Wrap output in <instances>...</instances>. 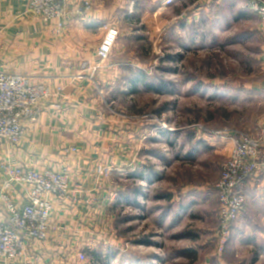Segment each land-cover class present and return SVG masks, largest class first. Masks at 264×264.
Listing matches in <instances>:
<instances>
[{"label": "rangeland", "instance_id": "374dc122", "mask_svg": "<svg viewBox=\"0 0 264 264\" xmlns=\"http://www.w3.org/2000/svg\"><path fill=\"white\" fill-rule=\"evenodd\" d=\"M135 6V51L145 66L130 71L134 81H116L108 111L125 117L151 150L138 166L117 173L111 202L117 243L97 248L98 259L89 253L80 260L264 264V204L252 203L248 212L246 205L224 230L217 193L237 141L264 132V21L246 0H136ZM121 25L119 44L132 31L128 22Z\"/></svg>", "mask_w": 264, "mask_h": 264}, {"label": "crops", "instance_id": "0c3cea01", "mask_svg": "<svg viewBox=\"0 0 264 264\" xmlns=\"http://www.w3.org/2000/svg\"><path fill=\"white\" fill-rule=\"evenodd\" d=\"M135 1L73 0L59 28L58 20L29 12L26 0H0V72L27 74L52 91L40 105L37 121L26 125L19 145L0 139V190L8 165L65 171L72 179L68 196H48L53 204L49 238L29 243L20 260L0 259V264H84L80 259L90 251L117 243L111 204L118 191L115 180L151 150L125 117L108 111L116 81H134L130 71L145 66L135 51L132 24L140 16ZM148 15L145 11L141 21ZM125 22L132 26L131 33L102 61L97 50L106 26ZM221 143L232 146L224 139ZM263 190L264 177L246 183L247 212L252 203L264 204ZM12 194L19 205L26 202L22 186ZM0 217L8 221L2 203Z\"/></svg>", "mask_w": 264, "mask_h": 264}, {"label": "built area", "instance_id": "2783aa9c", "mask_svg": "<svg viewBox=\"0 0 264 264\" xmlns=\"http://www.w3.org/2000/svg\"><path fill=\"white\" fill-rule=\"evenodd\" d=\"M29 12L45 20H58L59 28L68 14L73 0H26ZM250 9L264 21V0H246ZM86 9L90 3H85ZM119 29L106 26L97 54L107 61L118 43ZM52 95L51 88L23 73L0 72V139L19 145L25 135L26 124L36 122L42 103ZM8 178L1 185L0 203L8 214V221L0 217V258L19 260L29 243L45 241L52 229L53 204L48 196L63 198L71 192V175L65 171L25 167H6ZM264 177V132L247 135L237 141L225 164L217 193L222 228L228 230L246 207L244 187L247 182ZM16 186L27 191L23 205L13 197ZM264 196V190L262 191Z\"/></svg>", "mask_w": 264, "mask_h": 264}, {"label": "trees", "instance_id": "16d2710c", "mask_svg": "<svg viewBox=\"0 0 264 264\" xmlns=\"http://www.w3.org/2000/svg\"><path fill=\"white\" fill-rule=\"evenodd\" d=\"M155 175H156V173H154ZM153 179H154V181L156 180L157 181V177L155 176H153ZM148 180H152V175L151 176H149L148 177ZM99 253L100 252H98L97 250H94V251H90V254L92 255V257H93V259L95 258V259H98V255H99Z\"/></svg>", "mask_w": 264, "mask_h": 264}]
</instances>
